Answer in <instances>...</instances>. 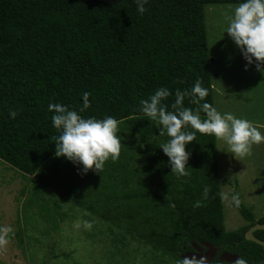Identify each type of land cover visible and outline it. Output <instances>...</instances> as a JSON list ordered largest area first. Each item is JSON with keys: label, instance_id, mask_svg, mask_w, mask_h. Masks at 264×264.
Returning <instances> with one entry per match:
<instances>
[{"label": "trees", "instance_id": "1", "mask_svg": "<svg viewBox=\"0 0 264 264\" xmlns=\"http://www.w3.org/2000/svg\"><path fill=\"white\" fill-rule=\"evenodd\" d=\"M240 2L149 0L140 15L133 0H0V160L24 176L43 175L42 182L63 195L91 197L92 184L101 181L97 188L103 189L93 195L97 213L112 225L124 223L130 239L150 247L155 264L158 259L178 264L203 242L248 264H264V248L245 239L264 218L257 221L239 201L235 209L249 224L225 230L217 139L197 132L186 146L188 175L179 176L159 148L168 137L139 111V101L161 86L172 93L165 103L173 111L175 91L190 90L197 80L208 92L200 104L214 107L205 8ZM85 91L90 108L82 115L114 117L121 141L118 159L86 174L82 166L55 156L51 138L59 133L48 111L50 102L78 109ZM190 100L186 96L183 106L197 109ZM10 109L18 112L15 119ZM142 146L147 163L133 175L118 170L113 175L112 169H128L136 158L131 152L141 155ZM130 182L136 189L115 199ZM109 189L116 191L105 199ZM197 200L200 206L194 207ZM255 236L264 241V231Z\"/></svg>", "mask_w": 264, "mask_h": 264}, {"label": "rangeland", "instance_id": "2", "mask_svg": "<svg viewBox=\"0 0 264 264\" xmlns=\"http://www.w3.org/2000/svg\"><path fill=\"white\" fill-rule=\"evenodd\" d=\"M235 5L205 8L214 108L221 114L229 112L246 119L264 132V73L254 65L245 71L246 61L227 33L224 34L227 17ZM226 150L227 145L217 140L224 227L226 232H234L249 223L235 209L233 195L238 196L257 221L264 218V143L253 145L251 154L243 158L236 159ZM145 152L136 156L131 152L136 157L133 163L128 164V169H112L113 175L117 170L125 177L133 175L140 165L147 163ZM111 163L107 162V168ZM42 176H24L0 160V228L12 229L3 234L6 243L0 244V264H155L150 247L130 239L124 223L112 225L97 213L101 210L99 203L93 202V195L103 189L97 188L101 183L99 178L98 184H92L95 192L91 198L79 192L72 195L53 192L48 183L42 182ZM127 184L111 198L122 200V193L137 187L131 182ZM117 185L111 183L113 187ZM114 191L109 189L105 199ZM84 220L92 223L90 229L82 224L80 228L73 227L74 222Z\"/></svg>", "mask_w": 264, "mask_h": 264}, {"label": "clouds", "instance_id": "3", "mask_svg": "<svg viewBox=\"0 0 264 264\" xmlns=\"http://www.w3.org/2000/svg\"><path fill=\"white\" fill-rule=\"evenodd\" d=\"M133 2L137 12L143 15L149 0ZM225 33L246 61L245 71L254 65L257 71L264 73V0H242L235 5L231 15L227 17ZM207 94V89L197 80L190 90L175 91V100L171 104L173 111H169L165 103L172 95L167 87H158L147 99L139 101V111L150 121L157 123L160 136L168 137L159 148L168 157L171 173L188 175L186 165L190 153L186 151V146L195 141L197 132L223 141L227 145L225 152L236 159L250 155L253 145L264 143V132L250 121L229 112L221 114L207 103L200 104ZM89 95L86 91L81 93L82 104L78 109H71L61 103L48 104V111L53 113L52 126L59 133L51 138L55 140V156L82 166L85 174L89 170L101 172L106 161L118 159L121 150V141L117 136L118 121L114 117L97 119L82 115L90 108ZM186 96H190V102L199 107L195 110L184 107ZM201 111L205 113L204 119L200 116ZM17 115V111L9 110L11 118L15 119ZM208 193L209 188L205 185L202 198L207 199ZM231 199L236 204L239 203L237 195H233ZM199 206L200 200H197L194 207ZM81 224L85 229L92 227V223L87 220L76 221L73 227L80 228ZM11 231L10 227L0 228V244L6 243L3 234ZM178 264H206V260L183 258ZM234 264H248V261L238 256Z\"/></svg>", "mask_w": 264, "mask_h": 264}, {"label": "flooded vegetation", "instance_id": "4", "mask_svg": "<svg viewBox=\"0 0 264 264\" xmlns=\"http://www.w3.org/2000/svg\"><path fill=\"white\" fill-rule=\"evenodd\" d=\"M208 246H210V248ZM193 249H194L193 251L185 252L183 254V257H186L189 259L204 258L206 260V264H229L221 260V256L223 253H229L227 251H222V247L210 245V244L203 242L202 245H197V246L194 245ZM229 254H232V253H229ZM232 255L237 256V257L239 256L234 253Z\"/></svg>", "mask_w": 264, "mask_h": 264}, {"label": "water", "instance_id": "5", "mask_svg": "<svg viewBox=\"0 0 264 264\" xmlns=\"http://www.w3.org/2000/svg\"><path fill=\"white\" fill-rule=\"evenodd\" d=\"M261 231H264V224H256V225L252 226L245 235L246 241L257 244L260 247L264 248V241H262L261 239H259L255 236L256 232H261ZM208 247L210 248V246H208ZM211 251H213V250H211ZM183 258H186V257H183ZM237 258H238L237 256H234V255L229 254V253H223L221 256V260L224 262H227L229 264H233Z\"/></svg>", "mask_w": 264, "mask_h": 264}]
</instances>
